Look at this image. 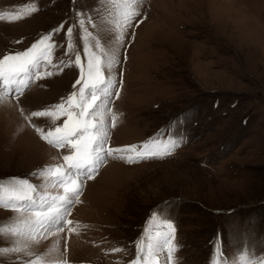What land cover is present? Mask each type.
Returning a JSON list of instances; mask_svg holds the SVG:
<instances>
[{
  "label": "rangeland",
  "instance_id": "rangeland-1",
  "mask_svg": "<svg viewBox=\"0 0 264 264\" xmlns=\"http://www.w3.org/2000/svg\"><path fill=\"white\" fill-rule=\"evenodd\" d=\"M135 9L141 15L121 32L126 0H0V59L61 24L66 31L86 21L74 30L71 54L59 48L50 57L61 68L41 70L53 75L29 81L22 94L0 90V264H131L132 242L148 228L155 232L162 216L175 226L172 264L264 260V0H142ZM17 12L23 18L13 20ZM121 35L120 64L111 71L119 97L104 117L110 124L115 116L109 145L182 142L162 159L108 158L83 181L67 215L72 224L45 229L37 213L59 208L63 201L54 198L64 195L47 169L63 164L66 153L35 131L51 120L26 117L74 90L80 71L69 60L79 53L86 63V44L99 40L108 51ZM14 178L35 187V203L9 199ZM21 204L23 211L10 210Z\"/></svg>",
  "mask_w": 264,
  "mask_h": 264
},
{
  "label": "snow or ice",
  "instance_id": "snow-or-ice-1",
  "mask_svg": "<svg viewBox=\"0 0 264 264\" xmlns=\"http://www.w3.org/2000/svg\"><path fill=\"white\" fill-rule=\"evenodd\" d=\"M142 0H126L127 10L122 13V19L117 23V27L123 32L124 28L133 27V21L141 13L135 9L137 3ZM36 8L29 10V15L37 11ZM13 20L23 18L22 13L11 14ZM5 15L0 14V20H4ZM85 20H79L76 24L70 25L65 31V26L61 24L57 28L45 33L37 42H34L27 50L15 55H5L0 59V90L12 93L13 87L21 94L29 87V81L40 79L43 75H53V72L43 73L42 69L56 67L61 68L63 61L53 65L50 59L59 48H64V55H70L76 45L72 39L74 30L77 27H84ZM88 23L93 24L91 18ZM86 32L87 28L84 29ZM64 34L63 41H57L56 37ZM91 33L89 32V36ZM123 36L121 35L111 50L101 49L99 40L94 45L86 44L84 55L86 63L82 62L81 55L77 53L74 60H69V64L78 66L80 77L73 85V91L50 109L32 110L26 118H48L51 120L50 127L36 126L35 131L40 137L53 145L57 149H63L66 154L62 156L63 164L55 168L47 169L49 175L55 177L58 185L63 187L64 195L54 199L63 201L59 208L52 206L49 214L43 217L37 213L36 224L45 229H56L63 231L65 224H72L67 219L71 207L79 202L83 181L94 179L99 169L108 158L122 160L133 164L152 158H164L171 155L180 146L182 138L171 139L167 143H157L156 139L144 142L140 145H128L123 147H112L109 145V127H115V116L111 123L105 120V112L110 111L108 106L112 102V97H119L118 81L111 78V71L119 64L118 52L116 48L121 45ZM94 49H99L97 53ZM108 70L109 75H105ZM79 86V87H77ZM0 96V103L3 102ZM63 118V119H62ZM19 180L17 186L9 190V199L18 202L35 203L32 193L35 187L26 179ZM70 185V186H69ZM3 197H0V201ZM63 209L61 212L60 209ZM14 211H23V206H13ZM152 219H156L153 217ZM157 230L153 232L148 228L144 235L132 242L135 245V258L131 264H172L174 252L177 250L175 243V226L170 217L162 216L156 225ZM12 235H19L17 229L9 230ZM15 252L23 249L16 248ZM120 251V249H113ZM222 250L218 249L217 252ZM162 253H166L165 260L161 259ZM23 264H39V261L26 260ZM212 264H228L221 259L213 261ZM241 264H264L261 261H249L247 257H241Z\"/></svg>",
  "mask_w": 264,
  "mask_h": 264
},
{
  "label": "bare ground",
  "instance_id": "bare-ground-1",
  "mask_svg": "<svg viewBox=\"0 0 264 264\" xmlns=\"http://www.w3.org/2000/svg\"><path fill=\"white\" fill-rule=\"evenodd\" d=\"M43 146V145H42ZM44 147V146H43ZM44 148H46V147H44ZM46 149H48V148H46Z\"/></svg>",
  "mask_w": 264,
  "mask_h": 264
}]
</instances>
